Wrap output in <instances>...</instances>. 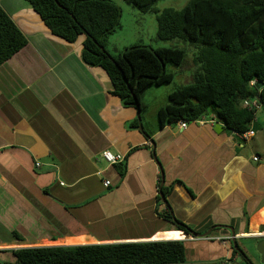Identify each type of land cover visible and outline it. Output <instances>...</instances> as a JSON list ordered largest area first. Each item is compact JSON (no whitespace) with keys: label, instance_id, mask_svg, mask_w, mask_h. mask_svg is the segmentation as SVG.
Here are the masks:
<instances>
[{"label":"crops","instance_id":"crops-1","mask_svg":"<svg viewBox=\"0 0 264 264\" xmlns=\"http://www.w3.org/2000/svg\"><path fill=\"white\" fill-rule=\"evenodd\" d=\"M0 8L27 41L0 66V251L192 244L197 240L188 231L202 235L214 226L231 227L236 239L253 238L264 225V129L252 143L256 125L264 126L262 108L246 141L225 126L159 129L156 113L171 91L152 107L141 100L142 128H130L136 109L111 95L100 68L81 61L80 37L68 44L51 35L24 0H0ZM103 151L123 161L108 165ZM159 188L168 190L164 196L181 229L165 219ZM216 229V238L230 239ZM230 246L229 240L201 248L221 261Z\"/></svg>","mask_w":264,"mask_h":264},{"label":"trees","instance_id":"trees-1","mask_svg":"<svg viewBox=\"0 0 264 264\" xmlns=\"http://www.w3.org/2000/svg\"><path fill=\"white\" fill-rule=\"evenodd\" d=\"M24 1L51 35L68 44L83 36L81 61L106 74L111 95L123 107L135 108L138 103L139 121H133L130 128H137L146 112L141 103L146 90L173 80L165 65L180 67L186 61L183 49H152L141 44L109 55L106 43L120 29L121 14L107 0ZM123 1L141 14H155L157 40H180L196 50L192 80L172 91L167 105L158 109V128L178 121L193 122L211 109L228 131L246 132L254 124L257 110L243 107V101L255 100L264 110V0H190L181 10L161 11L154 9L159 0ZM26 44L0 8V66ZM167 191L159 188L158 193L166 199ZM164 217L171 219L170 215ZM176 223L181 224L177 219ZM236 247L230 246V258L239 255L245 264H251ZM0 257V264H189L183 241L21 248L2 250Z\"/></svg>","mask_w":264,"mask_h":264},{"label":"rangeland","instance_id":"rangeland-1","mask_svg":"<svg viewBox=\"0 0 264 264\" xmlns=\"http://www.w3.org/2000/svg\"><path fill=\"white\" fill-rule=\"evenodd\" d=\"M112 2L120 10V29L111 35L108 39L106 45V51L111 56H116L121 53L125 47L133 44H141L149 46L152 49L159 48H180L186 51L187 57L185 63L178 67L171 64L165 65V70L174 75L173 80L162 86L152 87L146 90L145 95L141 96V100H145L152 107L157 102L163 101V94L174 91L176 88L189 84L191 81V74L195 71L196 66L192 61V56L196 53V50L189 46L187 42L180 40H170V41H159L156 38V18L154 13L141 14L135 8L124 2L123 0H107ZM190 0H159L155 3L154 9L161 11L163 9L171 8L174 10H181ZM79 41L83 40L81 36ZM188 78V79H186ZM168 102V101H167ZM211 109H208L206 116H209ZM260 114L257 115V118ZM264 116V114H263ZM143 119V116H142ZM260 120V119H259ZM149 124H147L148 126ZM152 125V123H150ZM262 125V126H261ZM264 129L263 124L259 121L258 126L255 127L256 137L253 138L252 143L259 139L258 132ZM262 226V225H261ZM219 230L215 229L212 231L209 237L199 241H194L192 244L185 243V261L189 264L194 263H208L220 261L218 257L207 256V253L201 248L203 244L208 246L210 250H214V247L218 245L215 241V235ZM264 239L258 238H238L236 239V244L242 253L249 259L251 264H261L260 255L257 252V244ZM196 242V243H195ZM203 242V243H202ZM187 244V245H186ZM206 254V255H205ZM224 255V253L222 254ZM226 255V254H225ZM208 257V258H206ZM3 257H0L2 261ZM223 261L226 264H245L243 259L238 255L235 258L227 260L224 256Z\"/></svg>","mask_w":264,"mask_h":264},{"label":"built area","instance_id":"built-area-1","mask_svg":"<svg viewBox=\"0 0 264 264\" xmlns=\"http://www.w3.org/2000/svg\"><path fill=\"white\" fill-rule=\"evenodd\" d=\"M253 82L250 83V85H252ZM243 107H247V108H252V109H256L258 110L259 108H261V106L257 103V101L252 100V101H243L242 103ZM189 123H196L199 125H210L211 127L215 126L216 124H222L215 115H210V116H201L200 118H198L197 120L193 121V122H186V121H178L175 123V125H177V127L180 130H184L186 129L187 125ZM234 133L235 136H237L241 141H246L250 138H252L254 136V130H253V124H251L248 128V130L246 132L243 133ZM100 157L103 159V161L105 163H107L108 165H117L119 163H121L123 161V156L120 154H114L111 153L109 151H103L100 154ZM254 161L258 160V157H254L253 158ZM36 167H39V165L36 163L35 164ZM103 186L105 188H107L109 186V182H104ZM253 238H258V239H264V225L261 226L258 231L252 236ZM190 240H194L195 238L189 236L188 237ZM215 240L221 244L222 246L226 245V243H228L229 238L227 237H220V238H215ZM229 258H227L228 260ZM225 262V261H223ZM226 263V262H225Z\"/></svg>","mask_w":264,"mask_h":264},{"label":"water","instance_id":"water-1","mask_svg":"<svg viewBox=\"0 0 264 264\" xmlns=\"http://www.w3.org/2000/svg\"><path fill=\"white\" fill-rule=\"evenodd\" d=\"M164 68V66H163ZM135 109L137 111V120L139 121V109H138V103L135 102ZM224 125L223 124H216L214 126V129L216 130L217 128L218 129H222ZM142 126L139 125V130H141ZM161 179L163 180V176L161 175ZM159 198L161 200V202L163 203V205L166 207V209L168 210L169 212V215L171 217V222H173L174 224L178 225V226H183V224H179V223H176V218L173 217V213L171 211V208L169 207L168 203H167V200L163 197L162 194H159ZM216 228H224L225 230H227L230 234V243L232 245V248L234 250H237L236 248V237L234 236V232H233V229L231 227H228V226H214L213 228H211L210 230H208L206 233L204 234H199V233H195V232H192L191 230L188 231V233L190 234L189 236L195 238V240H204L208 237V235L211 233V231L213 229H216ZM257 252L259 253L260 255V263L261 264H264V240H261L258 244H257Z\"/></svg>","mask_w":264,"mask_h":264},{"label":"clouds","instance_id":"clouds-1","mask_svg":"<svg viewBox=\"0 0 264 264\" xmlns=\"http://www.w3.org/2000/svg\"><path fill=\"white\" fill-rule=\"evenodd\" d=\"M209 237V236H208Z\"/></svg>","mask_w":264,"mask_h":264}]
</instances>
